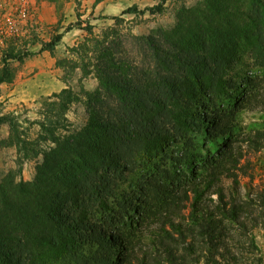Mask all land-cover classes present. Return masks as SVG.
Returning a JSON list of instances; mask_svg holds the SVG:
<instances>
[{"label":"trees","instance_id":"16d2710c","mask_svg":"<svg viewBox=\"0 0 264 264\" xmlns=\"http://www.w3.org/2000/svg\"><path fill=\"white\" fill-rule=\"evenodd\" d=\"M166 1L144 10L133 5L122 13L159 14ZM61 38L57 35L50 49ZM104 42L95 62L89 58L80 67L84 75H93L97 88L83 98L68 89L54 94L59 100L72 97L62 99L63 111L55 113V121L47 116L54 108L42 113V131L31 145L49 144L28 150L31 157L26 148L20 149L25 159L41 158L32 180L16 181L10 173L0 180V264H49L84 244L97 250L78 255L74 264H239L241 256L232 254L228 242L233 227H241L245 237L238 245H248L253 253L258 246L241 220L246 206H227L222 180L238 184L245 139L234 113L238 106L223 112L218 102L228 73L241 57L250 59L245 68L264 81V0H201L181 8L171 28L151 30L135 43L133 57L118 42L108 37ZM9 75L4 61L0 83ZM259 87L242 102L254 107L262 103ZM78 101L86 121L74 127L65 114ZM207 103L216 110L209 112ZM226 131L228 141L217 156L207 159L203 175L195 171L187 182L166 184L147 210L136 213L135 224L123 221L125 233L105 228L109 213L118 215L128 206L134 210L119 177L164 153L175 141H189L196 134L204 141L212 135L222 139ZM247 138L248 148H262L259 132ZM213 194L217 201L211 207L206 202L213 201Z\"/></svg>","mask_w":264,"mask_h":264},{"label":"rangeland","instance_id":"374dc122","mask_svg":"<svg viewBox=\"0 0 264 264\" xmlns=\"http://www.w3.org/2000/svg\"><path fill=\"white\" fill-rule=\"evenodd\" d=\"M129 1L119 0L118 2L124 7ZM198 1L201 0H168L159 14L150 15L148 12L143 15L124 14L121 16L120 14V16H115L117 19H112L118 8L114 9L113 0H0V77L3 73L4 61L8 62L10 68L8 79L0 85L11 83L15 73L21 67L24 69L26 64L28 67L29 65L40 67L41 63H35L33 56L45 50L51 58L55 59V65L62 71V80L67 82L68 90L77 94L79 98H83L86 93L82 89L83 81L94 77L84 75L80 67L89 63V58L91 62H95L97 52L101 46L107 44L104 42L105 37H108L109 41L118 42V47L133 57L137 49L135 43L142 36L158 28H171L175 24L176 15L180 9L191 7ZM159 2L160 0H139L138 7L139 10H144ZM88 25L92 26L90 31L85 30ZM57 35H61L62 38L50 49ZM25 52L33 56H30L27 61L22 59L18 62L15 57ZM248 61L250 62V59L247 56L238 59L234 70L226 77L218 102V105L224 106L223 112H232L233 108L238 106L234 113L237 115L239 135H243L242 138L245 139L242 148L246 150L245 157L239 164L240 169L237 171L239 173L238 184L234 185L232 179L223 178L222 187L227 206L232 202L246 206L247 211L241 214V220L248 225L258 246V251L253 253L251 250L247 251L248 245L243 247L238 245V239L244 241L245 237L241 235L239 230L241 227L238 228L237 225L228 235V239H237L235 242L228 240L232 254L241 256L239 264H257L258 258H262L261 264H264V216L262 214L264 211V204H262L264 197V98L263 102L258 103L256 107L242 102V99L258 86H260L258 93L264 94V81L258 80L262 79V75L253 74L249 72V68H247L249 70L245 68ZM53 95L40 102L34 120L28 118L30 115L28 116L27 111L22 107L14 109L17 112H1L4 114L0 115V131L3 129L0 132V180L8 173L16 181L20 179L30 181L35 176L36 165L41 158L25 159L20 149L26 148V155L31 157L32 153L28 150L43 149L49 144L31 145V142L42 131L39 126L43 121L42 113L54 108V112L47 116L55 121V113L63 111L59 106L63 104L62 99L72 97L61 96L59 100ZM205 106L209 112L216 110V107L210 109L209 103ZM65 117L74 127L84 125L86 115L83 104L80 101L71 103ZM200 117H202L201 114ZM197 119L199 124L198 115ZM257 132L260 133L261 139L259 140H262V148L259 151L253 150L255 148L253 144L251 149L245 143L246 139H249L247 136L252 138ZM227 135L228 131L222 139H217L216 135H212L209 141H204V138L196 134L189 141H175L159 156L147 159L142 164L139 162L131 174L123 176L125 181L119 177L118 183L121 189L128 193L129 200L133 201L131 206L134 210L130 212L128 206L126 212L122 210L118 215L109 213L110 217L106 220L105 228L112 232L119 230L125 233L123 221L130 220L135 224L136 213L147 210L149 203L155 202L157 197L161 196L166 184L187 182L195 171L203 175L206 171L205 162L209 157L218 155L224 142L229 139ZM233 136L230 138L232 139ZM17 138L23 144L18 143ZM211 197L213 201L206 203L213 207L217 196L213 194ZM133 198H138V200H133ZM249 201L252 203L248 204ZM184 211L185 214L188 213V209ZM149 234L148 231L145 233L144 242L146 244L149 242ZM95 250H97L95 246L84 244L74 254H67L64 259L57 261L51 259L49 264H74L78 255L86 257Z\"/></svg>","mask_w":264,"mask_h":264},{"label":"crops","instance_id":"0c3cea01","mask_svg":"<svg viewBox=\"0 0 264 264\" xmlns=\"http://www.w3.org/2000/svg\"><path fill=\"white\" fill-rule=\"evenodd\" d=\"M118 1L113 0L114 9L118 8L115 10L116 14H113L112 19L116 18L115 16H120V14L121 16L124 15L122 12L128 7L133 5L138 7L139 4V0H130L123 7ZM30 56L25 57L24 60L27 61ZM33 58L35 63H41L40 67L34 65L28 67L26 64L24 69L21 67L15 73L11 83L0 85V115L8 111H14L17 107H22L27 111V115H30L28 118L34 120L36 119V110L44 98L51 97L53 94L69 88L67 82L62 80L63 73L55 65V59L51 58L45 50L37 52ZM82 84V89L86 92H92L97 88L96 80L91 77L83 81Z\"/></svg>","mask_w":264,"mask_h":264}]
</instances>
